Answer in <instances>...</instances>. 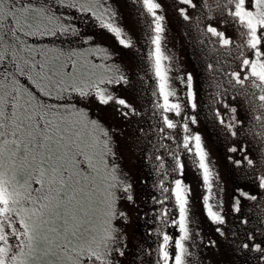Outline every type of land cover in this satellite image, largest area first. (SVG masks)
Wrapping results in <instances>:
<instances>
[{
    "label": "snow or ice",
    "instance_id": "1",
    "mask_svg": "<svg viewBox=\"0 0 264 264\" xmlns=\"http://www.w3.org/2000/svg\"><path fill=\"white\" fill-rule=\"evenodd\" d=\"M140 3L142 14L151 17L154 50L149 56L163 101L156 107L165 113L163 123L176 129L177 122L166 113L181 116L182 103L169 99L177 92L170 87V65L163 63L172 59L161 47L165 16L158 10L163 6L157 0ZM100 8L108 11L98 0H0V264H118L116 257L124 255L127 236L122 225L129 219L126 204L135 202L133 185L118 163L112 129L86 105L114 101L125 118L135 115L136 109L110 91L111 85L128 83L114 63H107L112 53L63 11L90 14L88 22L114 33L120 45L131 46L132 40L111 17L105 19ZM189 9L197 15L191 16ZM176 11L183 20L195 21L207 57L209 87L215 89L208 99L213 105H222L228 118L220 107L210 112L230 136H251L260 146L252 155L246 142L239 149L232 145L228 151H239L241 156L228 159L264 193V0H178ZM219 25L235 26L242 37L240 43L234 44ZM232 62H238L237 67L225 70L224 65ZM180 79L194 113L193 75L182 74ZM189 121L198 122L196 115L184 112L183 148L193 154L202 176L207 216L223 224V199L217 197L220 210L210 203L214 174L208 153L201 134L190 132ZM170 155L172 171L182 174L181 157ZM156 160L164 163L159 156ZM160 185L168 193L161 200V215L178 227V235L157 230L162 242L157 245L155 264H197V245L189 228L191 188L180 178L170 180L169 187L163 180ZM235 191V212L240 211L242 197L264 200V195L258 197L243 187ZM173 197L176 217L169 216L163 205V200ZM243 222H248L247 217ZM258 223L264 224V215ZM188 241H193L192 251ZM237 248L257 254L256 264H264V227L246 232Z\"/></svg>",
    "mask_w": 264,
    "mask_h": 264
},
{
    "label": "rangeland",
    "instance_id": "2",
    "mask_svg": "<svg viewBox=\"0 0 264 264\" xmlns=\"http://www.w3.org/2000/svg\"><path fill=\"white\" fill-rule=\"evenodd\" d=\"M98 2L108 9L107 12H104V8L98 11L104 13L105 19L111 17L112 21L122 28L125 37L132 40L131 46L120 45L114 33L103 29L97 23L88 22L90 14H81L77 9L63 11L66 16L72 17V23L82 31L92 34L101 47L112 53L107 63H114L119 71L128 77V83L111 85L110 91L126 99L136 109L135 115L125 118L114 101L108 105H100L96 102L86 105L94 116L112 129L118 163L128 174L133 185L135 202L126 204L129 219L122 226L127 240L124 255L116 257L118 264H142V262L155 264L158 257L157 245L158 242H162V235L157 230L168 232L172 236L178 235V227L165 222V218L161 215V200L168 193L163 192L160 180L164 181L165 187H169V181L174 178L183 179L191 188L189 228L197 245L195 249L197 264H256L257 254L240 251L237 242L246 232L264 227V224L258 223L260 216L264 215V200L258 198L257 201H251L242 197L239 212L233 211L232 203L233 197L237 195L235 191L237 187L252 191L258 197L264 193H259L228 159L230 155L240 158L241 153L239 151L232 153L228 149L232 145H236L239 149L246 142L248 152L256 155L260 146L251 136L239 134L235 137L230 136L225 126L220 124L210 112L211 108L220 107L221 112L225 113V119L228 118L227 110L222 105H213L208 99V93L215 89L209 87L206 72L207 57L201 50L203 46L199 44L200 34L194 27V19L185 21L180 17L176 11L178 0H157L163 6L162 10L158 11L165 16L162 22L165 28L162 33V51L172 58L171 61L165 60L163 63L166 66L170 65V87L177 92V96L169 99L181 101L182 115L187 112L189 116L194 114L197 117L196 124L189 121V130L193 134L196 132L201 134L208 153L207 160L214 174L210 203L213 204L214 209L220 210L217 207V197L223 199L222 214L225 216L223 224L212 221L203 208L202 195L205 189L202 176L194 162L193 154L186 152L182 144V115L177 116L174 111L166 113L178 125L176 129H169L163 123L165 113L162 108L156 107L158 102L162 104L163 101L158 96L157 80L149 56L154 50L150 40L151 17L146 12L142 14L144 10L140 0H98ZM113 12L116 15L112 16ZM189 14L193 17L197 15L193 9H189ZM82 16L85 18L82 19ZM211 22L216 25L215 19ZM219 27L221 30H226V34L232 37L234 44L240 43L242 37L239 36L235 26L219 25ZM237 63L225 64L224 68L235 69ZM189 72L193 75V87L197 94V109L194 113L187 105L185 85L180 79L182 74L186 77ZM216 79H220L219 74ZM224 79L226 81L227 77ZM227 86L225 84V87ZM160 129L164 131L161 132ZM170 153L181 157L185 165L182 174L179 171H172L174 161ZM157 156L161 157L163 164L156 160ZM165 171L168 173L167 176ZM258 204L260 207L256 206ZM163 205L167 206L169 216H178V209L173 208L174 197L163 200ZM245 217L247 223L243 222ZM218 228L221 231H217ZM187 243L192 251L193 241ZM173 249L174 243L170 242V250Z\"/></svg>",
    "mask_w": 264,
    "mask_h": 264
}]
</instances>
